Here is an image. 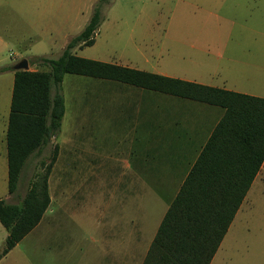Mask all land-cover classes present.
<instances>
[{"label": "crops", "instance_id": "crops-1", "mask_svg": "<svg viewBox=\"0 0 264 264\" xmlns=\"http://www.w3.org/2000/svg\"><path fill=\"white\" fill-rule=\"evenodd\" d=\"M73 1L0 0V52L29 51L41 47L43 42L50 49L57 41L66 45L70 37L83 30L79 19L83 11L75 9ZM88 1L94 4L97 0ZM189 49L204 56L211 54L207 46L190 45ZM228 55L224 57L218 51L214 63L186 72L196 76L243 72L238 68L246 63ZM36 57L46 55H28V70L35 71L29 69L28 60ZM18 62L12 66L3 64L0 55V87L4 77L12 81L8 85L9 107L14 66ZM158 75L198 83L192 78L196 76ZM111 84L124 89L109 88ZM106 86L91 91V97L96 98L91 101L92 121H80L76 129H92L102 111L114 104L99 99L121 96L127 98L125 114L123 118L114 115L120 133L110 151L102 140L60 137L47 182L50 203L39 223L25 236L27 264H43L45 258V263L51 259L49 262L54 260L55 264H142L166 210L223 114L219 107L165 94L160 97L127 84L109 81ZM210 87L248 95L224 85ZM150 107L152 111H148ZM65 116L64 107L62 120ZM7 121L8 117L0 126V171L2 168L6 172V182ZM9 197L8 194L3 200ZM38 242L41 244H33ZM19 243L1 259L7 258ZM39 250L42 251L38 253Z\"/></svg>", "mask_w": 264, "mask_h": 264}, {"label": "trees", "instance_id": "trees-1", "mask_svg": "<svg viewBox=\"0 0 264 264\" xmlns=\"http://www.w3.org/2000/svg\"><path fill=\"white\" fill-rule=\"evenodd\" d=\"M110 0H97L83 30L57 59L36 57L46 71H14L5 134L7 193L20 172L59 133L64 115L60 85L65 74L127 84L151 92L219 107L223 114L166 210L142 264H210L246 193L264 163V98L76 56L90 47ZM54 89V93L51 91ZM58 153L29 182L19 204L0 199V225L7 236L3 258L40 221L50 198L48 178Z\"/></svg>", "mask_w": 264, "mask_h": 264}, {"label": "rangeland", "instance_id": "rangeland-1", "mask_svg": "<svg viewBox=\"0 0 264 264\" xmlns=\"http://www.w3.org/2000/svg\"><path fill=\"white\" fill-rule=\"evenodd\" d=\"M94 4L89 3L88 0L73 1V7L81 8L83 11L79 17L82 29L91 16ZM102 14L103 20L96 32L93 45L75 49L73 53L76 56L156 74L166 73L181 78H191L196 75H188L187 70L195 71L197 66L203 68L204 63H214V54L222 51L224 57L229 56V53L235 59L245 62L244 66L238 68L243 72L219 76L202 73L192 78H196L200 84L224 85L232 90L264 98V0L255 2L110 0ZM58 43L57 41L51 49L47 42L29 51L3 49L0 55L3 64L9 66L25 59L31 53L44 54L47 58L57 59L66 46ZM190 45L207 46L211 54L208 56L199 54L195 50H190ZM33 60L34 58L28 60L30 69L47 70L44 66L31 64ZM11 82V79L9 81L6 77L1 82L0 126L8 117L10 98L8 85ZM108 84L107 80L85 76L72 74L63 76L60 90L64 98L66 116L61 121L59 133L48 138L47 144L41 148L39 154L30 155L26 160L18 178L16 193L10 195L7 203L21 202L29 182L41 171L39 162L41 160L48 162L54 145L60 137L67 140L78 137L87 141L94 138L104 141L108 151L112 149L114 144L111 143L120 133L114 123V115L123 118L124 103L127 98L102 97L99 99L102 102L110 101L114 104L106 105L108 108L102 111L100 119L94 121L95 126L92 129H76L80 121L89 124L92 121L91 101L96 98L91 97V91L106 89ZM111 85L109 88L124 89L122 85ZM148 92L160 97L162 95ZM51 93H54V89ZM152 109L150 107L148 111ZM71 180L77 182L80 179ZM7 195L6 172L4 174L1 168L0 199H4ZM6 234L0 225V252ZM27 251L25 237L7 258L1 259L0 264H27ZM41 251L39 250L38 253ZM44 254L46 256L47 251H44ZM45 261L46 258L43 264H55L54 260L48 261L49 263ZM210 264H264V164L246 193Z\"/></svg>", "mask_w": 264, "mask_h": 264}, {"label": "water", "instance_id": "water-1", "mask_svg": "<svg viewBox=\"0 0 264 264\" xmlns=\"http://www.w3.org/2000/svg\"><path fill=\"white\" fill-rule=\"evenodd\" d=\"M28 70V63L25 59L19 61L15 66H14V71H25Z\"/></svg>", "mask_w": 264, "mask_h": 264}, {"label": "bare ground", "instance_id": "bare-ground-1", "mask_svg": "<svg viewBox=\"0 0 264 264\" xmlns=\"http://www.w3.org/2000/svg\"><path fill=\"white\" fill-rule=\"evenodd\" d=\"M56 59V58H55ZM30 69V68H29Z\"/></svg>", "mask_w": 264, "mask_h": 264}]
</instances>
